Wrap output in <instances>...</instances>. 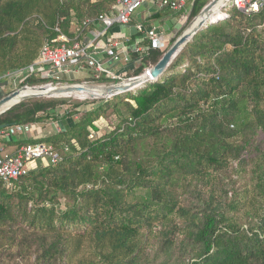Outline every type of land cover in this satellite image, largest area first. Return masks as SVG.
Returning <instances> with one entry per match:
<instances>
[{
  "label": "trees",
  "instance_id": "1",
  "mask_svg": "<svg viewBox=\"0 0 264 264\" xmlns=\"http://www.w3.org/2000/svg\"><path fill=\"white\" fill-rule=\"evenodd\" d=\"M210 1L196 0L189 20ZM115 3L0 0V80L62 35L66 46L90 36L85 23ZM227 13L134 92L63 115V99L0 115L4 129L71 120L50 137L7 142L51 144L63 160L38 161L12 189L0 180V264H264V6ZM163 54H132L138 66L125 78ZM110 112L116 124L99 136L95 123Z\"/></svg>",
  "mask_w": 264,
  "mask_h": 264
},
{
  "label": "built area",
  "instance_id": "2",
  "mask_svg": "<svg viewBox=\"0 0 264 264\" xmlns=\"http://www.w3.org/2000/svg\"><path fill=\"white\" fill-rule=\"evenodd\" d=\"M196 0H116L113 8L105 14L100 15L96 20H88L86 25L101 26V30L91 33L92 37L83 40L76 39L70 46H66L69 40L60 36L59 41L64 42L59 47H51L46 44L40 52L38 59L30 66L14 73L6 75V87H2L0 80V101L7 95L8 87L12 93L22 92L28 88L67 86L77 81L76 75L79 72L89 71L93 81H100L102 78L123 80L126 74H116L111 63H132V54H138L139 59L148 56L150 48L164 50L166 48L165 32L161 28L149 27L145 23H136L134 29L138 35L134 49L128 46L130 39L123 42L108 41L101 43L99 40L114 27H129L134 14L147 4L158 7L159 10H167L181 14V19L189 20L192 7ZM264 2L262 0H231V9H236L246 15L260 13ZM228 17L227 10L222 11L221 19ZM217 21V22H219ZM141 41L149 43V46ZM101 54L108 58L107 63L100 61L97 55ZM33 80V85L27 83ZM127 80V79H126ZM121 82V81H120ZM88 86L87 83H82ZM23 87H26L23 89ZM33 127L29 124L11 126L0 129V147L3 143H13L21 135L31 134ZM93 138V136H91ZM67 151V149H66ZM63 160V156L53 145L44 142H35L19 146L12 154L0 155V180L7 188L12 189L14 182L27 176L30 171V163L41 161L45 165H57Z\"/></svg>",
  "mask_w": 264,
  "mask_h": 264
},
{
  "label": "water",
  "instance_id": "3",
  "mask_svg": "<svg viewBox=\"0 0 264 264\" xmlns=\"http://www.w3.org/2000/svg\"><path fill=\"white\" fill-rule=\"evenodd\" d=\"M221 0H212L208 5H206L201 13L198 15L203 16V20L196 26H194L189 32L187 30L182 33L176 41L171 45V47L163 54L159 62L152 68L147 69L142 75L134 78L127 79L125 81L118 82L116 84L105 87V93L102 99H111L113 97L134 92L144 86L148 82L156 81L161 78L168 68L175 62V60L180 56L185 47L193 41L195 36L201 32L205 27L211 25L218 20L214 16L217 12L216 7ZM231 1V0H230ZM229 1V2H230ZM227 5V4H226ZM225 5V6H226ZM220 9L218 12H222L225 8ZM196 17V19L198 18ZM195 19V20H196ZM91 87L83 84H71L67 86H53L49 88L39 87L40 91L47 89L45 93H32V94H23L20 91L13 92L5 96L0 101V115L5 113L7 110L13 106L32 99H52V98H62V97H72L73 94L86 92ZM26 87H23L25 89ZM36 89V88H31ZM4 129V128H0Z\"/></svg>",
  "mask_w": 264,
  "mask_h": 264
},
{
  "label": "crops",
  "instance_id": "4",
  "mask_svg": "<svg viewBox=\"0 0 264 264\" xmlns=\"http://www.w3.org/2000/svg\"><path fill=\"white\" fill-rule=\"evenodd\" d=\"M145 7V17H144V21L145 24L149 27H157V28H161L163 29V31L165 32V39L168 42V38H174L176 35H178L180 29L178 27V25L181 22V14L180 13H175V12H171V11H167V10H159L157 6L152 5V4H147L144 6ZM135 20V19H134ZM139 23V22H136ZM136 23H132L129 27H114L113 29H111L110 31H108V33L105 34V36L103 38H101L99 40L100 45L101 43H106L108 41H119V42H123L124 39H130V42L128 43V46L134 49V44L135 42H137L138 38H140L141 36L136 33L135 29H134V25ZM101 26L96 27L95 31L97 30H101ZM92 35V34H91ZM88 36V37H92V36ZM134 38H136L135 41ZM175 39V38H174ZM141 43H143V41H141ZM146 43H143L142 46H145ZM168 44V43H167ZM97 58L102 61V62H109L108 58L104 55L98 54ZM135 62V60L132 61V63ZM123 69V67H122ZM124 72L122 74H126L127 72L125 71V69H123ZM134 70V69H133ZM116 72H122L120 71V67H118L117 70H115ZM87 72V71H86ZM88 72L85 73V71L83 72H79L76 77L78 79L80 78H85L86 76H88ZM118 74V73H116ZM120 75V74H119ZM60 123V122H58ZM53 124V123H52ZM57 124V123H56ZM49 126L50 124H39L35 127H33V130L31 132V134L28 135H21L18 137V140H37V139H44L47 137H50L52 135H54L57 132L54 131H50L47 126ZM61 128L63 130H65V128L67 129L68 127L71 126V120L67 119L65 121H61L60 123ZM62 129H57V131H63ZM19 144H14V145H10L9 143H3L0 147V155H4V154H12L16 151V149L19 147Z\"/></svg>",
  "mask_w": 264,
  "mask_h": 264
},
{
  "label": "rangeland",
  "instance_id": "5",
  "mask_svg": "<svg viewBox=\"0 0 264 264\" xmlns=\"http://www.w3.org/2000/svg\"><path fill=\"white\" fill-rule=\"evenodd\" d=\"M212 1V0H211ZM210 1V2H211ZM231 5V1L225 6V8H224V10L226 11L228 8H229V6ZM145 14H146V11H145V7H142L141 9H139L135 14H134V16H133V23H136V22H139V23H141V22H143L145 19H144V17H145ZM198 17V16H197ZM135 19V20H134ZM195 19L196 18H194L193 20H182L181 19V22H180V24L178 25V27H179V29H180V31H179V36L182 34V33H184V31H186L190 26H191V24L195 21ZM143 23H145V22H143ZM178 35H176L174 38L175 39H177L178 37H177ZM177 37V38H176ZM174 38H168V42L166 41V48L163 50L164 51V53L171 47V45L173 44V43H171L172 41H173V39ZM176 41V40H175ZM168 43V44H167ZM138 66V63H137V61H135V62H133V63H129V64H125V63H118V64H113V63H111V67H113V71L114 72H116L115 70H117L118 69V67H120V71H122V72H116V73H118V74H120V75H122V73L124 72V70L123 69H125V71L127 72V73H131V71L133 70V69H135L136 67ZM122 67H123V69H122ZM147 70V69H146ZM145 70V71H146ZM144 71V72H145ZM88 73H89V71H87ZM86 71H85V73H87ZM88 76H92L91 74H88ZM126 76H124L123 77V79L124 80H126V78H125ZM85 80H89V78L86 76L85 78H84ZM83 78H80V79H77V83H74V84H82V83H87L88 85H90V86H97V87H104V86H110V85H113V84H115L114 83V81L113 80H111L110 82H107V83H103V82H100V81H92V80H90V81H84V82H81V83H78V81L79 80H84ZM117 81H119V80H117ZM120 81H123V80H120ZM119 81V82H120ZM113 82V83H112ZM5 83H6V81H3L2 82V87H6V85H5ZM42 99H45V100H52V99H56V98H52V99H47V98H42ZM59 99H63V100H66L67 102H68V106L66 107H62V108H60L59 110H58V113L60 114V115H63V112H64V110L65 109H67L70 105H75V104H82V103H87V102H94V101H98V100H106V99H97V100H92V99H80V98H76V97H62V98H59ZM92 104L91 105H88V106H85V107H83L81 110L82 111H87V110H90V109H92ZM77 118V117H76ZM61 123V122H60ZM60 123H58L57 122V124L56 123H53L52 124V122L51 121H49V123L48 124H50L49 126H47V128L50 130V131H54V132H57V133H59V132H62V131H57V129H62L61 128V125H60ZM96 126L99 128V132H98V135L99 136H102L104 133H106V132H109L111 129H113L114 128V125L116 124V117L114 116V115H112L111 114V112L110 113H108L107 115H105L104 117H102L100 120H98L96 123ZM33 130V129H32ZM63 130V129H62ZM36 167H38V163L37 162H32V163H30V168L31 169H35Z\"/></svg>",
  "mask_w": 264,
  "mask_h": 264
},
{
  "label": "bare ground",
  "instance_id": "6",
  "mask_svg": "<svg viewBox=\"0 0 264 264\" xmlns=\"http://www.w3.org/2000/svg\"><path fill=\"white\" fill-rule=\"evenodd\" d=\"M230 0H221L218 6L216 7L217 12L215 13L216 20L221 19L222 12L220 11L221 8H223L226 4L229 3ZM203 16H199L192 24L191 26L187 29V32H189L194 26L198 25L202 20ZM185 32V31H184ZM106 87V86H105ZM105 87H91L88 91L86 92H80L73 94L72 97L80 98V99H92V100H97V99H102L104 93H105ZM47 89H44L40 91L39 89H25L21 93L23 94H32V93H45Z\"/></svg>",
  "mask_w": 264,
  "mask_h": 264
}]
</instances>
